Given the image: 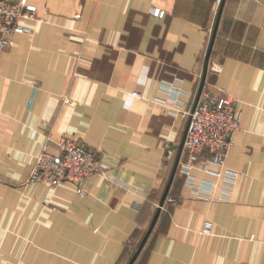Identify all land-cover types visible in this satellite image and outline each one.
I'll return each mask as SVG.
<instances>
[{
    "label": "crops",
    "instance_id": "crops-1",
    "mask_svg": "<svg viewBox=\"0 0 264 264\" xmlns=\"http://www.w3.org/2000/svg\"><path fill=\"white\" fill-rule=\"evenodd\" d=\"M28 1L30 31L0 50V264H127L204 72L202 90L234 100L240 129L222 167L196 163L193 186L182 147L132 264H264V0H223L219 16L214 0ZM60 136L101 158L83 194L27 182Z\"/></svg>",
    "mask_w": 264,
    "mask_h": 264
},
{
    "label": "built area",
    "instance_id": "built-area-1",
    "mask_svg": "<svg viewBox=\"0 0 264 264\" xmlns=\"http://www.w3.org/2000/svg\"><path fill=\"white\" fill-rule=\"evenodd\" d=\"M222 0H214L219 6ZM150 13L163 17L164 10L151 7ZM36 6L28 0H0V50L12 44L11 36L15 33L29 32L30 29L20 23L22 18H35ZM135 94V93H134ZM188 117L184 138L185 157L180 171L186 182L193 186L192 168L196 163L208 162L224 165L229 148L233 144V133L240 129V112L236 110L232 98L227 95L214 96L209 90H202L193 109L182 112ZM103 167L99 154L82 142L67 136H60L54 151L44 148L36 155L27 182H41L55 190L64 182L77 186L79 194L85 190L81 182L87 177L101 173ZM220 174V171H216ZM229 180L236 173L225 170ZM211 223L206 221L202 231L209 233Z\"/></svg>",
    "mask_w": 264,
    "mask_h": 264
},
{
    "label": "water",
    "instance_id": "water-1",
    "mask_svg": "<svg viewBox=\"0 0 264 264\" xmlns=\"http://www.w3.org/2000/svg\"><path fill=\"white\" fill-rule=\"evenodd\" d=\"M222 3H223V0L221 1L220 6H219L218 16L220 15V12H221ZM216 27H217V22H216V24H215V26H214L213 34H212V37H211V42H210V45H209V48H208V51H207V54H206L205 65L207 64V61H208L209 53H210V50H211V47H212V42H213L214 35H215V32H216ZM205 67H206V66H205ZM204 77H205V72H204V74H203V77H202V80H201V84H200V87H199V90H198V93H197V96H196V99H195V102H194V105H193L192 109L195 107L196 102H197V100H198V97H199V95H200V92H201V90H202L203 83H204ZM187 125H188V121H187ZM184 138H185V134H184V137H183L182 142H181V144H180V147H179V153H178V155H177V158H176V161H175L174 167H173V169H172V172H171V175H170L169 181H168V183H167V185H166V187H165V190H164V192H163V195H162V197H161V199H160V201H159V203H158V206H157V209H156V211H155V214H154V216H153V218H152V220H151V222H150V224H149V226H148V228H147V230H146V232H145V234H144V236H143L141 242L139 243L137 249L135 250L134 254L132 255V257L130 258V260H129V262H128L127 264H132V263H133L134 259H135L136 256L138 255L139 251L141 250V248H142L144 242L146 241V239H147L149 233L151 232V230H152V228H153V226H154V224H155V221H156V219H157V217H158V214H159V212H160V208H161V206H162V204H163V202H164V199H165V197H166V195H167V192H168V189H169L170 182H171V180H172V178H173V176H174V173H175V170H176V167H177V164H178V160H179L180 152H181L182 147H183V144H184Z\"/></svg>",
    "mask_w": 264,
    "mask_h": 264
}]
</instances>
